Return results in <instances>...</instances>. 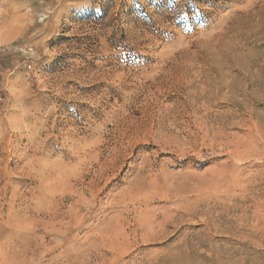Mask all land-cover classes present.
<instances>
[{
  "label": "rangeland",
  "instance_id": "obj_1",
  "mask_svg": "<svg viewBox=\"0 0 264 264\" xmlns=\"http://www.w3.org/2000/svg\"><path fill=\"white\" fill-rule=\"evenodd\" d=\"M0 264H264V0H0Z\"/></svg>",
  "mask_w": 264,
  "mask_h": 264
}]
</instances>
